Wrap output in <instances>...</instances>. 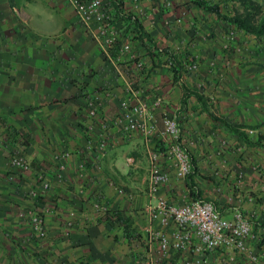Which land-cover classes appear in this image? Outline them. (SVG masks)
<instances>
[{
    "label": "crops",
    "instance_id": "0c3cea01",
    "mask_svg": "<svg viewBox=\"0 0 264 264\" xmlns=\"http://www.w3.org/2000/svg\"><path fill=\"white\" fill-rule=\"evenodd\" d=\"M207 1L255 23L264 15V0ZM105 2L122 40L134 18L175 64L152 59L139 40L119 61L107 59L67 0H0V133L28 140L31 165L14 174L10 148H0V264H264V34L195 0ZM137 88L165 108L150 133L127 137L122 103ZM164 111L176 135L164 132ZM169 145L190 157L200 200L249 223L242 250H213L201 263L174 247L169 209L194 199L189 175L177 178L161 157L168 179L155 192L148 184L150 153Z\"/></svg>",
    "mask_w": 264,
    "mask_h": 264
},
{
    "label": "built area",
    "instance_id": "2783aa9c",
    "mask_svg": "<svg viewBox=\"0 0 264 264\" xmlns=\"http://www.w3.org/2000/svg\"><path fill=\"white\" fill-rule=\"evenodd\" d=\"M67 1L74 8L81 26L100 44L104 57L107 59L115 57L119 61L122 55L131 52V43L138 39L135 38V34L129 33L130 35L124 36L122 40L123 32L115 30V26L119 24L118 17L112 13L105 0ZM194 68L195 64L191 62L188 69ZM135 69L142 74L145 71V63L137 60ZM161 107H164L163 97L150 96L141 88L135 89L131 97L122 103L125 135L132 137L134 133H150L156 126V110ZM162 115L164 132L168 135H176L177 121L170 118L165 111ZM27 146L28 140L10 128L0 133V148H10L7 156L14 174L31 170L25 155ZM149 156L148 184L151 192L157 191L168 179V172L163 168L161 157L171 162L176 169L177 178L185 179L192 172L190 157L177 145L156 149ZM169 216L178 228L174 247L180 251L200 254L201 263L206 261L204 255L213 250L230 248L242 250L245 240L251 236L249 223L245 219L238 217L234 222H229L216 210L213 203L207 200L191 199L182 205L170 208ZM33 225L41 237L46 236L40 215L33 216ZM162 242L165 248L166 239L162 238Z\"/></svg>",
    "mask_w": 264,
    "mask_h": 264
},
{
    "label": "trees",
    "instance_id": "16d2710c",
    "mask_svg": "<svg viewBox=\"0 0 264 264\" xmlns=\"http://www.w3.org/2000/svg\"><path fill=\"white\" fill-rule=\"evenodd\" d=\"M196 3L202 7L204 10L214 13L219 19L229 23L230 25L236 26L238 29L245 31L248 34L261 36L264 34V15L260 18V20L255 23L252 21L251 16L248 13H237L235 16L231 17L227 14L221 12V9L218 5H214L207 0H195ZM254 6V5H253ZM133 26L130 28L129 33L132 35L135 34V38L141 41V43L145 46L148 54L151 58H161L164 56H169V59H172V64H175V60L171 56L168 50H158L154 45L153 39L150 35L145 31L144 27L138 22L136 19H132ZM179 70L175 67L174 74L176 78H179ZM190 94L189 91L186 90V96L184 97V104L185 99H187V95ZM256 144L260 145V140L256 142ZM195 168V167H194ZM192 166V170L194 169ZM192 172L189 174L187 182L188 186L191 190V195L195 200H200L197 194L195 193L196 185L193 182ZM126 234L128 235L127 228H125Z\"/></svg>",
    "mask_w": 264,
    "mask_h": 264
}]
</instances>
